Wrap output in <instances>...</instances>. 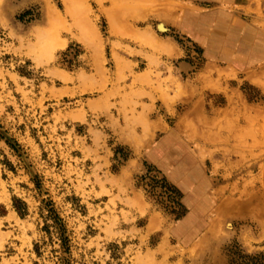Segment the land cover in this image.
Here are the masks:
<instances>
[{"label": "rangeland", "instance_id": "1", "mask_svg": "<svg viewBox=\"0 0 264 264\" xmlns=\"http://www.w3.org/2000/svg\"><path fill=\"white\" fill-rule=\"evenodd\" d=\"M136 2L0 0V264H264V0Z\"/></svg>", "mask_w": 264, "mask_h": 264}, {"label": "crops", "instance_id": "2", "mask_svg": "<svg viewBox=\"0 0 264 264\" xmlns=\"http://www.w3.org/2000/svg\"><path fill=\"white\" fill-rule=\"evenodd\" d=\"M247 35V34H246ZM250 36L247 35V37H245V39L240 40V51H241V56L238 58L241 65H253L257 68H262L264 65V60L262 61V59L264 58V39L263 41H261V44L255 43L254 42V38L251 36L252 33L249 34ZM261 40V39H260ZM259 40V41H260ZM263 42V43H262ZM235 42L233 41L232 44H234ZM246 52H249L247 55L248 56H244V54H246ZM229 101H231L229 99Z\"/></svg>", "mask_w": 264, "mask_h": 264}, {"label": "bare ground", "instance_id": "3", "mask_svg": "<svg viewBox=\"0 0 264 264\" xmlns=\"http://www.w3.org/2000/svg\"><path fill=\"white\" fill-rule=\"evenodd\" d=\"M114 1H115V0H114ZM123 1H124V0H123ZM136 1H137V0H134V1L131 0V4H132V2L135 3ZM139 1H140V0H139ZM145 1H146V3H145L144 0H143V2H144L145 4H147V2L149 1L148 5H145V4H144V5H141L140 3H138V4H139L138 7H139V6H146V7H147V6H152V2H154L155 0H152V1H150V0H148V1L145 0ZM112 2H113V0H112ZM121 2H122V0H121ZM125 2H126V1H125ZM125 2H124V3H125ZM129 2H130V1H129ZM141 2H142V1H141ZM150 2H151V5H150ZM118 4H119V1H118ZM118 4H117V5H118ZM131 4H130V5H131ZM136 4H137V2H136ZM132 5H133V4H132ZM135 7H136V5H135ZM136 8H137V7H136ZM49 9H50V8H49ZM124 10H125V7H124ZM49 11H50V10H49ZM109 15H110V14H109ZM53 18H54V17H53ZM88 20H89V19H88ZM89 21H90V20H89ZM89 21H88V23H89ZM128 23H129V22H128ZM129 24H130V23H129ZM88 26H89V24H88ZM88 26H87V27H88ZM163 26L165 27V25H163ZM163 26L161 25V27H160L162 30H163ZM127 27H128V26H127ZM128 29H129V28H128ZM53 34H54V33H53ZM55 35H56V34H55ZM51 37H53V36H51ZM55 37H56V36H55ZM89 37H90V36H89ZM134 37H135V36H134ZM137 37H139V36H137ZM91 38H92V35H91V37L88 38V39H91ZM95 38H96V37H95ZM44 39H45V38H44ZM49 39H50V38H49ZM95 40H96V39H95ZM91 42H92V41H90V43H91ZM40 43H41V41H40ZM93 43H94V42H93ZM94 45H96V44H94ZM97 45H98V44H97ZM263 65H264V64H263ZM263 67H264V66H263ZM250 76H252V75L250 74L249 77H250ZM253 76H254V75H253ZM252 78L254 79V78H256V77H252ZM252 78L250 77V79H252ZM258 80H259V79H258ZM261 80H262V79H261ZM256 82H258V81H256ZM259 82H260V81H259ZM237 116H238V117H237ZM237 116H236V117H237L236 120H237L238 122H240V120H238V118H239V116H241V115H237ZM238 125H239V124H238ZM238 128H239V127H238ZM240 132H241V130H240ZM238 136L241 137V133H240V135H238ZM132 164H133V163H132ZM132 166H135V165L133 164ZM128 170H129V169H128ZM125 174H126V173H125ZM129 174H130V173H129ZM129 174L127 173V175H129ZM127 175H126V176H127ZM213 222H214V221H213Z\"/></svg>", "mask_w": 264, "mask_h": 264}, {"label": "trees", "instance_id": "4", "mask_svg": "<svg viewBox=\"0 0 264 264\" xmlns=\"http://www.w3.org/2000/svg\"><path fill=\"white\" fill-rule=\"evenodd\" d=\"M176 200V199H175ZM176 203L181 206L180 202L176 200ZM173 212H176V211H173Z\"/></svg>", "mask_w": 264, "mask_h": 264}]
</instances>
